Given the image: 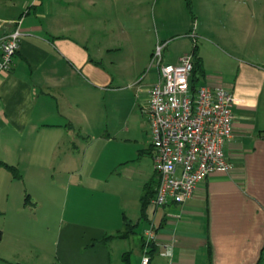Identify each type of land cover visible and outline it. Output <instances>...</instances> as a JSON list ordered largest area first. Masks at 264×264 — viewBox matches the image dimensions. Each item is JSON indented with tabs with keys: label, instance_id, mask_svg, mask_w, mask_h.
Instances as JSON below:
<instances>
[{
	"label": "crops",
	"instance_id": "1",
	"mask_svg": "<svg viewBox=\"0 0 264 264\" xmlns=\"http://www.w3.org/2000/svg\"><path fill=\"white\" fill-rule=\"evenodd\" d=\"M154 2L0 0V39L18 21L24 31L12 68L0 72V171L12 173L11 181L0 180L7 191L0 210L20 212L19 233H27L33 224L23 221V211L36 212L32 205H42V196L62 201L68 220L54 240L58 251L65 229L75 238L91 228L89 219L100 221L90 240L66 251L65 264H112L108 243L136 236L134 264H141L150 223L141 198L157 174L140 106L148 105L159 76L150 67L155 45L170 48L184 39L165 62L177 63L196 48L203 66L198 84L224 86L235 96L225 144L233 168L211 173L186 202L155 209L150 264H264V0H192L193 13L186 0ZM19 181L39 182L49 192L41 181H66L67 188L58 199L55 190L40 194V188L37 194L26 187L25 196ZM13 195L22 203L11 206ZM127 220L136 226L123 237ZM26 246L1 248L0 264H40V253Z\"/></svg>",
	"mask_w": 264,
	"mask_h": 264
},
{
	"label": "built area",
	"instance_id": "2",
	"mask_svg": "<svg viewBox=\"0 0 264 264\" xmlns=\"http://www.w3.org/2000/svg\"><path fill=\"white\" fill-rule=\"evenodd\" d=\"M24 35L21 23L0 39V72L10 71L14 55ZM197 42V33H192ZM166 42L159 41L151 56L158 79L151 88L145 113L152 135L155 195L148 210L150 223L144 231L141 264H150L151 245L158 226L155 209L170 203H184L193 197L198 185L211 173L229 172L225 144L233 133L234 94L224 86L192 83L193 53L184 54L177 63L164 60ZM171 255L170 250L163 253Z\"/></svg>",
	"mask_w": 264,
	"mask_h": 264
},
{
	"label": "rangeland",
	"instance_id": "3",
	"mask_svg": "<svg viewBox=\"0 0 264 264\" xmlns=\"http://www.w3.org/2000/svg\"><path fill=\"white\" fill-rule=\"evenodd\" d=\"M154 1L155 0H150V2L153 3V6H155ZM127 2L128 1H126V3L123 4L126 7H128ZM216 10L219 13H221L220 15L223 16L224 8H223L222 4L217 5ZM126 16H128V15H126ZM259 18L262 19L261 17H259ZM263 19H264V16H263ZM126 20H128V18ZM221 21L223 22V17L221 18ZM152 26L155 29L154 23H152ZM179 37H185V35L184 36L182 35ZM185 43H186V41L184 39L176 40L174 45L172 44V46H170V48H168V47L165 48L164 56L169 54L170 50L172 49L171 47H174L175 50H180L184 47ZM141 105L142 106H140V110L142 108L143 114H146L144 110H145L147 103L143 102ZM135 120L137 121V119H135ZM135 120L132 119L130 121V124L136 125L137 122ZM140 121H145V118L144 117L142 118L140 116ZM144 133H146L147 136L149 135V137H151V134L148 130V127L145 128ZM123 145L124 146L130 145L131 147H134L133 144H123ZM11 177H12V173L10 171H8V174H6L3 170L0 171V180L11 181L10 180ZM155 178L157 179V175H155ZM13 181H16V180H13ZM52 182H54V181H41L42 187L44 184H46V188H50V192L46 191L44 188H40L38 186L39 182L38 183L36 182L38 184V185H36V183L34 184V181H25V182L19 181V185H21V187H23L25 196H27L29 194L27 191V188H29L31 190H36V193H37L38 189L40 188V192H39L40 194L52 193L55 190L54 193H57V195H55V197L57 199H58V197L63 198L64 191L67 188L66 181H56V184H51ZM53 187H55V189ZM110 193L114 194V192H110ZM45 196H48V195H45ZM42 197H44V196H42ZM42 197H40L42 205H39V203L37 204L36 202H34L35 203L34 205L29 203L34 208L36 207L35 209L34 208L32 209V210H36V212L35 211L33 212V211H31L30 208H28V211L26 210V211H23V213H22V214L26 215V217L23 221L25 223L33 224L32 230H29L27 233H22V232L19 233V227H18L16 220H17V216L21 215V214H18L20 212L15 214L13 211L6 213V212H3L0 210V230H2V232H3V238L0 241V249L4 248L9 253V248H12V246L15 247L17 244L18 245L26 244L27 246H29V247H27V246L25 247L26 251L34 249V252L38 251L40 253V255H38V261H37L38 263H40V264H65V261L63 259L65 258L66 251L68 252L69 249H72V248L74 250H77L80 247L79 244L81 242L84 243V242H86L84 240H90L91 239L90 238L91 232L93 234H96L97 233L96 231H100L99 229H97L98 227L96 225V223H99L100 221L96 222L95 221L96 219H89V222H88V220L86 219L88 224H91V228H86L85 233L76 234L77 236H75V238H73L72 236L70 237V236L66 235V229H65L64 230L65 235H63V241L60 244V248L64 247V249H61L58 251L57 243H55L54 240L56 239V241H59V239H60L59 233L61 232V228H63L67 224L66 221L68 220V218L64 214V210H63L64 204L62 201H60V202L52 201L53 202L52 203L51 202L52 198H49L50 199V202H49L48 198H42ZM6 198H7L6 188H5L4 184H0V207L3 206V205H1V202L5 201ZM15 203L21 204L22 200H21V198L16 199L15 195H13L11 197V206ZM36 204H37V206H36ZM55 205H57V207ZM133 206H135V207H133ZM129 207L135 208V210H134L135 213H138L140 210V206L137 205L136 202L135 203L130 202ZM131 208H129L127 210L128 213H130V214H132V211H129ZM90 210H92V207L90 208ZM86 211H88V210H86ZM73 220H76L80 223L83 222L82 217H76V218H73ZM12 227H14V228H12ZM141 228H142V225L137 227L138 232L141 230ZM98 235H99V233H98ZM87 237H89V239H86ZM69 238H72V239H69ZM98 239H100V238H98ZM138 239H139V237L136 236V238L129 239L125 242H119L120 240L110 241L108 243V247H109L108 250L110 249L109 252H110L111 257H112V264L126 263L124 257L122 258V252L123 251L124 252H130L131 261H132V264H134V262L136 261L137 256H138V250H137ZM65 243L66 244L68 243L67 248L64 245ZM100 244L101 243H99V245ZM0 259H1V257H0ZM1 262H3V261L0 260V263Z\"/></svg>",
	"mask_w": 264,
	"mask_h": 264
},
{
	"label": "trees",
	"instance_id": "4",
	"mask_svg": "<svg viewBox=\"0 0 264 264\" xmlns=\"http://www.w3.org/2000/svg\"><path fill=\"white\" fill-rule=\"evenodd\" d=\"M186 3H187V7L190 10V12L193 13L192 0H186ZM196 51L197 50L195 48L194 52H193V55H194V69H193V72H192V83H193L194 86L198 84L200 76L203 74L202 62H201V59H200L199 55H197ZM6 166L16 176H20V174L17 172V170L13 166L8 165V164H6ZM157 183H158V181L153 180V181H151L150 183H148L145 186V190H144V193H143L142 198H141L142 217L145 218V219L147 218V213H148L147 210H148V206H149L150 200L155 195ZM135 226H136V224H132V223H130L127 220L126 221V229H125V231L123 233H121V236H123V237L124 236H128L130 233L134 232V227ZM2 238H3V232H2V230H0V241L2 240ZM152 251L153 250H150V253ZM129 257H130L129 252H126L124 254V259H125L126 263H124V264H130Z\"/></svg>",
	"mask_w": 264,
	"mask_h": 264
}]
</instances>
